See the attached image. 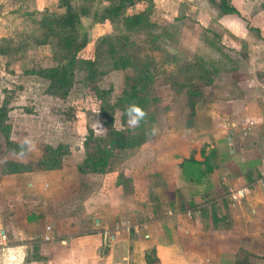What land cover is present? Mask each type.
<instances>
[{
	"label": "crops",
	"instance_id": "0c3cea01",
	"mask_svg": "<svg viewBox=\"0 0 264 264\" xmlns=\"http://www.w3.org/2000/svg\"><path fill=\"white\" fill-rule=\"evenodd\" d=\"M233 1L264 38L259 5ZM223 25L235 40L255 38L237 34L232 17ZM235 63L203 87L191 129L187 99L171 97L178 112L167 107L153 137L105 174L76 171L83 139L57 170L6 172L4 162H25L8 151L0 159V264H145L151 249L158 264H264V188L254 185L264 170L262 52ZM200 147L212 171L186 182L178 163Z\"/></svg>",
	"mask_w": 264,
	"mask_h": 264
},
{
	"label": "rangeland",
	"instance_id": "374dc122",
	"mask_svg": "<svg viewBox=\"0 0 264 264\" xmlns=\"http://www.w3.org/2000/svg\"><path fill=\"white\" fill-rule=\"evenodd\" d=\"M99 1L70 2L74 8L86 7V12L80 16L82 25L89 27V44L82 53L92 51L99 37L129 36L134 58L148 57L156 73L152 93L159 101L151 109L155 118L154 130L167 107L175 114L181 107L172 99L185 96L183 87L195 79L198 72L195 73L194 58L199 57L198 61L205 63L204 70L211 71L208 64L221 61L223 55L235 61L243 55L247 57L250 50L259 53L264 50V44L255 38L235 40L230 37L223 24L231 17L240 23L237 34L245 33L244 21L239 17L231 15L230 18L224 17L220 24L216 23L221 19L215 4L217 0H150L145 4H136L127 13H146L147 23L131 34L125 32L121 21L110 23L104 18L106 3ZM252 1V5L257 6L262 0ZM238 3L241 4V0ZM55 4L56 0H0V41H6V44L0 42V49H5L0 54V104L3 100L7 101L5 125L8 127V140L13 143L14 150L17 148L16 154L25 158H22L24 163L17 164L36 162L45 146L54 148L62 144L68 146L70 152V148L84 139L88 129L97 134L104 133L96 118L97 102L84 95L78 83L82 78L81 71L75 70L74 83L64 99L46 92V80L25 74L33 68L54 65L52 46L34 43V39L39 37L38 25L34 21L42 15L58 16L61 12L54 8ZM240 12L244 16L248 14L243 10ZM205 40L210 45L205 44ZM130 75L131 69L109 71L99 80L98 88L109 91L113 102ZM132 121L134 118H129L126 125L132 127ZM114 124L115 128H121L118 113L115 114ZM7 144L0 133V159L8 157L5 154L11 146ZM27 148L29 160L24 156ZM74 154L75 157H69L67 162L77 161ZM7 163H3L4 170L11 169Z\"/></svg>",
	"mask_w": 264,
	"mask_h": 264
},
{
	"label": "trees",
	"instance_id": "16d2710c",
	"mask_svg": "<svg viewBox=\"0 0 264 264\" xmlns=\"http://www.w3.org/2000/svg\"><path fill=\"white\" fill-rule=\"evenodd\" d=\"M103 1L106 3L104 18L110 23L121 21L125 32L129 34L145 27L146 13H127V11L136 4H145L150 0H100L99 2ZM70 2L71 0H56L55 7L62 10L61 14L58 16L42 15L34 21L39 30V37L34 39V43L39 46L46 44L52 46L51 55L54 65L46 68H33L25 74L46 80L48 82L46 92L59 99H64L74 83L75 70L82 72V78L78 83L83 88V94L97 102L96 118L104 128V133L97 134L92 129L87 130L82 142L84 158L76 165V171L79 174L102 175L112 170L121 158H124L125 153L133 151L153 137L155 118L151 109L159 101V98L152 93L156 73L148 57L134 58L131 39L125 34L99 37L92 51L82 53L89 44V27L85 28L82 25L80 16L81 13L86 12V7L74 8L71 7ZM215 4L219 17L228 15L239 17L244 21L247 33L264 44V38L261 37L259 30L253 27L248 18L234 7L232 0H217ZM259 7L264 11V0L261 1ZM4 40L0 42L6 44ZM204 43L210 45L207 40ZM4 50L0 49V54H3ZM198 58L193 60L196 64L195 73L198 72L195 79L183 85V94L186 96L189 109L185 121L187 129L192 128L195 105L203 97V87L210 86L213 77L220 72L229 73L236 70L235 61H230L229 57L224 55L221 56V61L208 64L212 68L211 71L204 70L205 63L198 61ZM242 58H246V55ZM262 58L263 66L255 71V76L259 80L264 78V50ZM125 69H131V75L126 77L124 88L112 102L110 92L99 89L98 82L109 71ZM186 70L189 69L186 68ZM199 73L201 75H198ZM6 104V100L0 104V133L3 134L7 145L11 146L9 152L16 153L17 148L14 150V145L7 136ZM131 104L142 109L143 117L128 111ZM116 113L119 114L120 129L114 127ZM131 117L137 123L129 127L126 123ZM67 155H69V150L66 145L61 144L54 148L45 146L43 154L36 162L7 163L6 165H9L11 169L5 171L57 170L61 167L62 159ZM208 162L209 153L205 154L203 147L196 152H191L187 159L178 163L182 179L190 183H199L212 171ZM144 262L145 264H158V258L153 249L144 254Z\"/></svg>",
	"mask_w": 264,
	"mask_h": 264
},
{
	"label": "built area",
	"instance_id": "2783aa9c",
	"mask_svg": "<svg viewBox=\"0 0 264 264\" xmlns=\"http://www.w3.org/2000/svg\"><path fill=\"white\" fill-rule=\"evenodd\" d=\"M251 125H252L251 123H248V128L246 130H248ZM254 185L259 187V188H264V170L261 171L257 176H255ZM243 195H244V189L243 190H237V191L233 192V194L231 195V198L237 199V198H241ZM45 230L48 231L49 227H47ZM44 240L48 241L49 237L45 236Z\"/></svg>",
	"mask_w": 264,
	"mask_h": 264
},
{
	"label": "clouds",
	"instance_id": "9594fccd",
	"mask_svg": "<svg viewBox=\"0 0 264 264\" xmlns=\"http://www.w3.org/2000/svg\"><path fill=\"white\" fill-rule=\"evenodd\" d=\"M128 111H129V112L137 113V114H138L139 116H141V117H143V115H144L142 109H140L139 106H137V105H135V104H131V105H129ZM131 123H132V124H136L137 121H132Z\"/></svg>",
	"mask_w": 264,
	"mask_h": 264
}]
</instances>
